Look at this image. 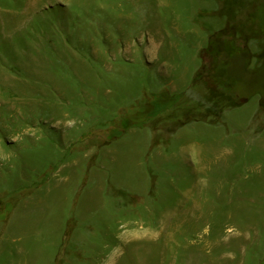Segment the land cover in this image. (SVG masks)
Instances as JSON below:
<instances>
[{
    "label": "rangeland",
    "instance_id": "1",
    "mask_svg": "<svg viewBox=\"0 0 264 264\" xmlns=\"http://www.w3.org/2000/svg\"><path fill=\"white\" fill-rule=\"evenodd\" d=\"M0 264H264V0H0Z\"/></svg>",
    "mask_w": 264,
    "mask_h": 264
}]
</instances>
